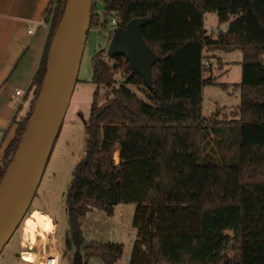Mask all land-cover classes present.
Instances as JSON below:
<instances>
[{
	"label": "trees",
	"instance_id": "trees-1",
	"mask_svg": "<svg viewBox=\"0 0 264 264\" xmlns=\"http://www.w3.org/2000/svg\"><path fill=\"white\" fill-rule=\"evenodd\" d=\"M66 1L50 0L46 8L45 49L29 108L13 121L14 136L0 158V184L38 101ZM98 1L118 26L149 18L142 33L159 60L148 85L125 56L110 58L106 50L93 57V82L108 90L101 104L99 90L95 94L86 153L69 184L71 231L81 239L80 220L89 210L111 215L115 205L134 202L137 240L130 264H264V0H96L90 29L107 25ZM232 10L239 13L233 47L259 82L235 85L241 90L238 159L222 164L205 152L208 137L222 129L203 117L202 102L205 86L230 87L205 76L215 68L214 58L222 70L223 58L212 53L230 43L227 30L218 42L209 40L205 15L215 11L222 23ZM84 249L86 257L115 264L124 246L92 241Z\"/></svg>",
	"mask_w": 264,
	"mask_h": 264
},
{
	"label": "rangeland",
	"instance_id": "rangeland-1",
	"mask_svg": "<svg viewBox=\"0 0 264 264\" xmlns=\"http://www.w3.org/2000/svg\"><path fill=\"white\" fill-rule=\"evenodd\" d=\"M98 5L102 19H107V25L99 29H90L88 32L78 82L71 96L63 124L51 150L30 210L1 251L0 264H30L26 261L42 264L39 261L44 260L52 242H55L57 250L61 253L62 264H104L100 257H86L84 247L92 241L122 243L123 254L115 264H130L133 247L137 240V229L133 224L136 203H119L115 205L111 215L97 208L87 211L80 220L81 239L70 229L67 210V193L72 173L86 153L85 128L92 112L95 94L99 90L97 100L101 104L108 90L103 86L98 87L92 79V59L96 54L107 50L115 30L112 16H106L100 1ZM231 13V20L222 23L215 11L206 13L205 30L207 35L209 34L210 41L218 42L217 32L225 29L228 31L230 46L233 47L236 41L239 13L236 10H232ZM229 47L223 53L225 66L223 64L222 70L217 69L219 64L214 58L212 61L215 68L212 71L207 70L205 76L213 74L219 81L229 83L230 87L224 89L218 85L205 86L202 102L203 117L222 129V133L208 137L205 152L212 161L222 164L238 159L236 139L239 136V126L235 120L239 118L237 107L241 102V90L235 85L243 82H259L249 75L247 66L241 60V50L234 47L230 50ZM122 75V71L119 70L117 78L123 80L120 79ZM261 82H264V79ZM139 94L145 97L143 92L139 91ZM119 153V150L115 152V160L119 158ZM119 161L120 159L116 160V162ZM40 210L44 212L40 214ZM51 222H54V230H51ZM36 226L40 232L32 236ZM42 229L47 231L43 232ZM36 238L37 243L32 244L31 240ZM22 242L31 247V250H24L23 258L20 255V252L25 249ZM226 254L231 256L233 252Z\"/></svg>",
	"mask_w": 264,
	"mask_h": 264
},
{
	"label": "water",
	"instance_id": "water-1",
	"mask_svg": "<svg viewBox=\"0 0 264 264\" xmlns=\"http://www.w3.org/2000/svg\"><path fill=\"white\" fill-rule=\"evenodd\" d=\"M96 0H67L54 34L44 82L22 141L0 184V253L31 207L56 137L63 124L80 71ZM149 18L117 26L107 47L113 58L125 56L151 85L159 60L146 42L142 27ZM229 49H233L232 46ZM80 247V244H79Z\"/></svg>",
	"mask_w": 264,
	"mask_h": 264
},
{
	"label": "crops",
	"instance_id": "crops-1",
	"mask_svg": "<svg viewBox=\"0 0 264 264\" xmlns=\"http://www.w3.org/2000/svg\"><path fill=\"white\" fill-rule=\"evenodd\" d=\"M49 2L0 0V157L14 136L16 125L13 121L29 108L33 78L49 33V24L44 19ZM223 53L221 50L212 54L223 58ZM18 90L22 92L20 95L16 94ZM40 211V214L44 212ZM51 223V230H54V222ZM39 232L36 226L32 236ZM31 243H37V238Z\"/></svg>",
	"mask_w": 264,
	"mask_h": 264
},
{
	"label": "built area",
	"instance_id": "built-area-1",
	"mask_svg": "<svg viewBox=\"0 0 264 264\" xmlns=\"http://www.w3.org/2000/svg\"><path fill=\"white\" fill-rule=\"evenodd\" d=\"M112 23L114 24L115 28L118 26V22H117L116 17L112 18ZM223 31H226V30L222 29V30H219L217 33L220 34ZM214 33H216V32H214ZM205 64L208 65L209 62L205 61ZM21 93H22L21 90H18L16 92L17 95H20ZM22 245H23V248H25L20 252L21 257L23 258L24 250H28V249L31 250V247L29 245H26L24 242H22ZM52 246H53V248H52ZM49 247H50L49 251L46 252V255H45V258H44L42 264H62V256H61V253L59 252V250H57L55 242H52ZM26 262L33 264V262H29V261H26Z\"/></svg>",
	"mask_w": 264,
	"mask_h": 264
},
{
	"label": "bare ground",
	"instance_id": "bare-ground-1",
	"mask_svg": "<svg viewBox=\"0 0 264 264\" xmlns=\"http://www.w3.org/2000/svg\"><path fill=\"white\" fill-rule=\"evenodd\" d=\"M43 262V261H42ZM34 264V263H33Z\"/></svg>",
	"mask_w": 264,
	"mask_h": 264
},
{
	"label": "flooded vegetation",
	"instance_id": "flooded-vegetation-1",
	"mask_svg": "<svg viewBox=\"0 0 264 264\" xmlns=\"http://www.w3.org/2000/svg\"><path fill=\"white\" fill-rule=\"evenodd\" d=\"M113 35V34H112Z\"/></svg>",
	"mask_w": 264,
	"mask_h": 264
}]
</instances>
